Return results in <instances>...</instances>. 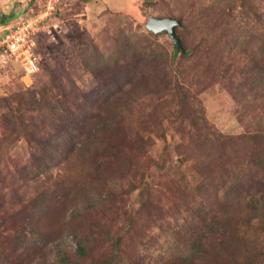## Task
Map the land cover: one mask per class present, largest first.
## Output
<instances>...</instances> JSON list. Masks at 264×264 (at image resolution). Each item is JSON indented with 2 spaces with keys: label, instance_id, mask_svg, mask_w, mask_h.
Masks as SVG:
<instances>
[{
  "label": "rangeland",
  "instance_id": "374dc122",
  "mask_svg": "<svg viewBox=\"0 0 264 264\" xmlns=\"http://www.w3.org/2000/svg\"><path fill=\"white\" fill-rule=\"evenodd\" d=\"M48 2L0 0V22L15 14L14 22L19 15L39 11ZM56 4L57 13L48 19L51 33L47 27L37 34L41 69L32 81L23 79L22 69L15 61L8 60L0 69V194L11 197L28 192L36 196L35 192L43 189L26 207L31 216L26 220V228L31 235L50 228L47 238L20 245V250L26 251L27 261L53 264L60 242L70 251L77 249L76 235L65 228L70 214L82 208L83 202L69 200L58 206L53 213L57 221L54 222L55 218L51 221L54 225L48 226L44 210L50 209L53 195L63 183L60 181L63 173L52 161L48 170L42 165L32 169L22 167L29 161L33 148L24 135L17 138L16 130L9 132L1 126L7 122L6 115L10 117L12 113L9 103L15 108L19 93L39 87L52 72L59 74L66 91L73 96L81 95L82 91L109 93L120 89L122 78L132 69V58L140 53L141 57L150 54L149 62L156 60L160 65L159 77L156 78L157 73L152 76L149 94L154 97L160 79L164 81L163 87L167 80L179 81L186 89L188 102L183 113L177 115L178 96L171 93L163 96L161 89L159 99L167 100L163 106L175 116L166 118V114L164 124L158 119L150 131L149 145L140 151L148 156L138 169L140 173L115 182L114 186L124 195L118 202L124 206L122 212L134 213L145 200V183L140 182L139 174L141 178L146 171L151 203L142 211L148 217L143 218V228L138 231L144 235L146 232L147 237L154 236L148 245L151 259L200 254L205 240L192 243L187 237L201 236L208 229L196 225L198 214H204L202 217L208 222L232 221L234 227L229 229L241 238L240 246L246 251L244 262L256 260L258 264L260 259L264 262V199L253 191L257 188L258 173H252L255 182L241 186L251 146V139L244 137H249L259 123L264 124V70L255 66L256 58L264 55V0H57ZM151 16H170L182 21L177 33L190 53L185 56L179 53L175 65L172 60L175 44L168 32L155 34L146 27ZM139 78L136 81L142 86L135 81L129 85V91L137 86L144 90V81ZM201 140L205 141L202 147ZM234 140L243 145L242 152H236ZM224 148L236 153L228 170L223 164L209 171L196 165L199 158L207 156L206 152H222ZM153 159L162 162L163 167L158 168ZM240 169L241 176H237ZM104 171L101 168L96 174L94 170L90 173L81 169L75 175L81 180L96 179L95 184ZM245 189L250 190L244 197L246 202L238 203V192ZM98 194L92 191L91 197L99 199L102 193ZM233 197L235 201H228ZM254 205L262 208L253 212ZM95 212L96 208L88 215L78 214L73 221L75 231L89 225L93 221L90 215ZM57 230H64L62 237L55 238ZM217 231L222 238L223 230ZM19 261L16 259L15 264Z\"/></svg>",
  "mask_w": 264,
  "mask_h": 264
},
{
  "label": "trees",
  "instance_id": "16d2710c",
  "mask_svg": "<svg viewBox=\"0 0 264 264\" xmlns=\"http://www.w3.org/2000/svg\"><path fill=\"white\" fill-rule=\"evenodd\" d=\"M14 17L15 14L7 16L1 22L12 21ZM36 39L38 43V38ZM36 51L41 54L37 46ZM179 53L185 56L190 52L182 50L179 52L175 45L172 58L174 65ZM149 56L150 54L147 57H141L140 53L136 54L130 62L133 65L131 71L128 70L121 80L122 88L112 92L82 91L81 95L73 96L71 92L66 91L67 88L61 82L59 74L52 72L50 76L48 74V80L39 87L33 86L19 93L15 108L9 103V108L14 111L12 110L10 117L6 115L7 122L2 123L1 126L8 131L16 130L14 135L17 138H20V134L24 135L33 148L29 161L22 167L32 169L42 165L48 170L51 166L49 161H52L53 166L58 167L63 173V178L60 180L63 183L53 195L50 209L48 207L44 210V213L48 214V226L55 218L56 223L57 217L53 213L57 212L58 206L69 200L83 202L82 208H76L70 214L65 228L66 231L76 235L77 249L70 251L61 242L58 243L53 264H257L256 260L243 261L246 251L240 246L241 238H237V233L229 229L234 227L232 221L228 223L213 219L208 222V219L202 217L204 214H198L196 225L208 229L201 233V236L187 237L184 234L187 241L192 240V243L197 239L205 240L204 249L200 254H178L167 259L165 256L151 259L148 245L154 236L147 237L146 232L145 235L139 232L143 228V218L148 217L144 216L142 211L148 209L151 203L146 171L142 172L141 178L139 174L140 182L145 183L143 184L145 200L134 213L122 212L124 206L118 202L124 195L114 186L115 182L127 180L130 174L137 176L140 173L138 169L142 167L144 157L146 160L148 157L146 153L142 154L140 151L148 147L147 136L150 131L156 127L158 119L164 124L166 114V118L175 116L171 110L163 106L167 100L159 99L161 89L164 90L163 96L166 93H171L173 97L178 96L177 103L180 108L177 115L183 113L188 102L186 89L179 81L172 83L167 80L163 87L164 81L160 79L154 97L149 94L150 84L154 81L152 76L157 73L156 78L159 77L160 71L158 62L156 60L149 62L147 59ZM255 66L264 70V55L256 58ZM138 78L144 81V90L140 91L137 86L135 90L129 91V85H133ZM136 83L142 86L141 82L136 81ZM200 121H202L201 117ZM258 125L253 133L250 132L252 134L249 137H244L251 139L249 143L251 146L248 148L249 160L245 178H241V182L243 181L241 186L246 187L250 181L255 182L252 173L257 172L259 175L257 184L255 183L257 188L253 191L262 195L264 199V124ZM225 137L226 135L223 138ZM238 142L234 140L233 145L236 152L240 153L243 151V145H238ZM203 144L205 141L201 140L199 146L202 147ZM206 154L207 156L199 158L196 162V165L204 171L206 168L208 171L214 169L215 165L220 164L228 170L236 153L233 154V151L224 148L222 152L219 150L210 154L208 151ZM153 162L158 168L163 167L162 162H156L154 159ZM74 167L76 168L72 170L71 168ZM101 168L105 171L99 176H104L95 184L96 179L81 180L75 175L81 169L90 173L94 170L97 174ZM236 175L241 176V169ZM92 191L102 193V196L98 194L100 198L95 199L91 197ZM41 192L43 189L37 190L36 196L28 192L11 197L0 194V264H15L16 259L21 260L19 264H33L27 261L26 251L20 250V245L41 237L47 238L49 235L50 228L38 232L37 235L35 233L31 235L32 232L27 233L26 228V220L31 217L26 212V207L29 208V202L36 200ZM248 192L249 189L238 192V203L246 202L244 197ZM116 199L117 203H114ZM235 200L234 197L228 199V201ZM252 207L253 212L262 208H257L255 205ZM94 208H96L95 214L90 215L93 221L75 231L73 221L78 214L88 215ZM53 225L54 223L51 226ZM219 229L223 230L222 238L217 234ZM57 231L55 238L64 232V230ZM27 249L31 250L32 247L27 246ZM258 264H264L262 259Z\"/></svg>",
  "mask_w": 264,
  "mask_h": 264
},
{
  "label": "built area",
  "instance_id": "2783aa9c",
  "mask_svg": "<svg viewBox=\"0 0 264 264\" xmlns=\"http://www.w3.org/2000/svg\"><path fill=\"white\" fill-rule=\"evenodd\" d=\"M57 0H49L41 9L21 14L16 21L0 25V69L8 60L17 62L22 69L23 79L32 78L41 69V56L36 51L37 34L51 33L48 23L57 11Z\"/></svg>",
  "mask_w": 264,
  "mask_h": 264
},
{
  "label": "water",
  "instance_id": "95a60500",
  "mask_svg": "<svg viewBox=\"0 0 264 264\" xmlns=\"http://www.w3.org/2000/svg\"><path fill=\"white\" fill-rule=\"evenodd\" d=\"M182 21L174 17H156L151 16L146 24L148 30L158 34L160 32H168L169 36L173 40L174 44L177 46L179 52L182 50L186 51V48L177 33V26H180Z\"/></svg>",
  "mask_w": 264,
  "mask_h": 264
},
{
  "label": "crops",
  "instance_id": "0c3cea01",
  "mask_svg": "<svg viewBox=\"0 0 264 264\" xmlns=\"http://www.w3.org/2000/svg\"><path fill=\"white\" fill-rule=\"evenodd\" d=\"M14 18H16V16ZM2 24H4V23L1 22L0 25H2Z\"/></svg>",
  "mask_w": 264,
  "mask_h": 264
}]
</instances>
